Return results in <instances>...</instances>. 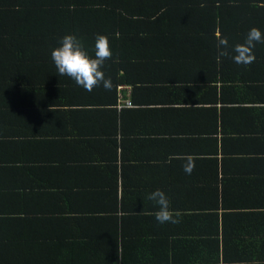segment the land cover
Listing matches in <instances>:
<instances>
[{"label": "trees", "instance_id": "trees-1", "mask_svg": "<svg viewBox=\"0 0 264 264\" xmlns=\"http://www.w3.org/2000/svg\"><path fill=\"white\" fill-rule=\"evenodd\" d=\"M253 27L264 33V0H0V264H264V200L247 202L256 188L244 186L258 176L230 174L248 204L222 209L187 206V193L167 176L161 190L177 224L158 223L156 204L124 181L131 160L122 125L142 118L135 106H158L150 120H169L179 104L186 123L223 115L248 127L243 146L225 139L222 167L264 169V122L251 128L236 113L258 105L264 120V43L253 49L254 63L232 59ZM66 34L89 56L95 36H107L113 55L101 70L110 90L88 92L58 74L50 53ZM217 34L229 42L219 60ZM122 87L131 91L118 110ZM226 104L234 107L220 113L216 105ZM36 121L54 148L31 158L20 131ZM131 151L146 161L143 147ZM228 217L247 225L229 230Z\"/></svg>", "mask_w": 264, "mask_h": 264}, {"label": "crops", "instance_id": "crops-1", "mask_svg": "<svg viewBox=\"0 0 264 264\" xmlns=\"http://www.w3.org/2000/svg\"><path fill=\"white\" fill-rule=\"evenodd\" d=\"M130 91V87L120 88L119 94L123 100L119 99L118 110L123 107V102L129 100L126 97ZM224 97L228 98L226 95ZM202 106L203 109H208L211 105L204 104ZM216 107L221 113L222 109L234 107V105L226 104L223 107L216 105ZM240 107L242 109H238L240 111L236 113L244 111L243 120L246 123L248 121L251 128L263 124L262 116L257 111H253L257 109L258 105L247 104L245 106L240 105ZM132 109L142 111V113H138L139 116H142L141 119L123 120L124 124L122 125L123 140L127 145V147H124V152L131 160L129 167L125 169L124 181H129L132 194H136L144 202L151 203L153 201H149L147 195L156 189L161 190V188L168 186L167 176H169L176 188L179 187L187 193L186 203L191 208L216 209L221 207L220 209H222L223 207L231 208L234 205H246L247 202L262 205L264 200V169L228 171V169L224 170L222 167L225 144L238 137L242 138L241 145L243 146L244 138L250 137L252 129L240 126L239 123L231 119H225L223 115L219 116L216 122L212 124L209 122L208 125L198 124V122L197 124L186 123L184 120L185 113H183L184 105L179 104L171 106L174 111H169V116H171L169 120H165L164 115L160 120H150V117L158 111V106H135ZM147 109L148 113L146 112ZM245 109L252 110L246 111ZM27 127H33L34 130L25 128L20 131L24 153L30 150V157L34 158L35 153L50 151L51 146L53 150L54 140L50 141V137L48 140V133L45 130L46 124L36 121ZM162 139L170 140L171 147L164 146L163 141L160 143ZM190 139H193L192 145L189 142ZM116 144V152L119 153V137ZM142 147L148 156L145 162H138L131 149L142 150ZM236 157L245 158L243 155ZM189 163L194 164V168L191 174H186L184 166ZM33 165L38 166L39 163L34 164L31 161V166L33 167ZM119 171L117 174H119ZM230 174L258 176L255 184L244 183L247 189L255 185L256 189L253 197L251 199L245 198L250 201L245 202L239 198L237 187L241 181L235 179L233 188L232 183L229 181ZM41 175H46V172L44 171ZM120 197V192H118V202ZM219 212L220 224H222L225 213L221 210ZM225 225H228L229 230H232L247 224L241 218L228 217V219H225Z\"/></svg>", "mask_w": 264, "mask_h": 264}, {"label": "clouds", "instance_id": "clouds-1", "mask_svg": "<svg viewBox=\"0 0 264 264\" xmlns=\"http://www.w3.org/2000/svg\"><path fill=\"white\" fill-rule=\"evenodd\" d=\"M218 38L217 59L229 55L227 51L229 42L227 38ZM257 43H264V33L258 28H251L243 43H237L232 47V59L237 64L249 65L255 62V54L253 49ZM94 56H89L85 50L81 40L73 34L64 35L59 46L52 49L50 56L57 72L61 76H67L74 82L91 92L95 87L102 84L106 90L112 88L110 78H105L104 72L101 70L105 60L112 58V49L108 38L105 35H96L93 46ZM194 164L189 163L184 166L186 174H191ZM149 201L155 202L157 210L154 213L155 220L160 223H179L177 213H173L170 208V201L167 195L160 189H156L147 195Z\"/></svg>", "mask_w": 264, "mask_h": 264}]
</instances>
